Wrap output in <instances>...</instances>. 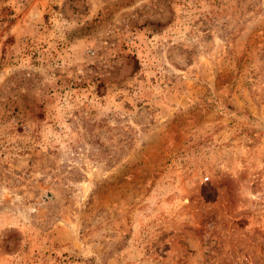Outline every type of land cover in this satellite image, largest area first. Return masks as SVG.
<instances>
[{"label": "rangeland", "instance_id": "rangeland-1", "mask_svg": "<svg viewBox=\"0 0 264 264\" xmlns=\"http://www.w3.org/2000/svg\"><path fill=\"white\" fill-rule=\"evenodd\" d=\"M0 264H264V0H0Z\"/></svg>", "mask_w": 264, "mask_h": 264}]
</instances>
